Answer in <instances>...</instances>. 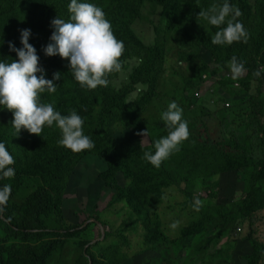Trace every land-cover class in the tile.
<instances>
[{
    "label": "rangeland",
    "instance_id": "obj_1",
    "mask_svg": "<svg viewBox=\"0 0 264 264\" xmlns=\"http://www.w3.org/2000/svg\"><path fill=\"white\" fill-rule=\"evenodd\" d=\"M7 1L0 0V8ZM235 3L250 16L251 29L257 22L258 0ZM196 5V0L174 1L177 21L181 16L183 20L179 28L185 27L178 33L163 30V48L150 82L138 86L122 108L108 111L97 122L86 111H77L84 120L83 133L96 127L98 138L63 186L49 187L46 177L55 174L51 167L56 156L64 154L55 123L43 127L40 135L24 129L17 134L12 112L0 108V141L13 156L15 169L13 177L0 178V187L11 186L0 203V264H251L259 252L255 243L263 245L259 264H264L263 170L254 188V220L211 221L246 199L254 190L255 166L264 163L254 109L257 99L264 109V38L254 50L247 41H210L209 51L190 34L191 26L212 38L225 25L208 24L196 14ZM128 6L135 14L121 11L125 23L122 28L112 26L124 45L121 68L107 74L106 87L91 89L98 100L119 92L140 70L143 54L131 44H155L158 8L137 1ZM67 13L64 0L27 1L0 19V43L21 24L32 28L38 17L50 25ZM8 42L0 44V60L11 62L16 54ZM233 56L246 69L236 79L228 66ZM63 60L58 55L52 62L40 58L39 65L47 76L52 65ZM170 101L183 109L189 136L157 168L143 154L153 152V142L167 135L160 114ZM99 114L97 108L96 117ZM144 130L145 137L140 135ZM195 199L201 201L198 210ZM173 221H178L174 229L169 226Z\"/></svg>",
    "mask_w": 264,
    "mask_h": 264
},
{
    "label": "clouds",
    "instance_id": "obj_2",
    "mask_svg": "<svg viewBox=\"0 0 264 264\" xmlns=\"http://www.w3.org/2000/svg\"><path fill=\"white\" fill-rule=\"evenodd\" d=\"M68 11L70 16L67 20L58 16L51 21L50 42L43 48V52L46 56L66 58L73 78L82 88L106 87L107 74L121 68L119 58L124 49L123 41L115 37L111 22L100 6L88 0H69ZM240 15L239 8L230 4L229 0H223L219 6L210 5L198 13L212 26L225 25L211 38V43L216 45L246 42L247 30L236 19ZM19 31L22 46L17 48L11 41L8 42L16 59L11 62L0 60V108L12 112L11 124L17 134L24 129L40 135L43 127H51L55 123L61 133L59 143L62 146L72 152L92 148L93 141L83 133L84 120L75 110L62 115L52 103L39 99L41 93L51 94L56 91L54 81L61 79V72H54L52 79H47L45 70L39 65L37 50L29 43L31 30L25 28ZM228 66L233 79L246 71L243 61L235 56L231 57ZM256 74L259 75V72ZM160 119L165 122L168 133L153 142V152L145 151L143 154L144 159L157 168L174 151H178L181 142L189 136L183 109L175 101L167 104ZM146 132L144 130L140 135L145 137ZM13 164V156L4 142L0 141V178L14 176ZM10 190L8 184L0 187V203L7 199ZM200 203L199 199H195L194 207L197 210ZM177 225L178 221H173L169 226L174 229Z\"/></svg>",
    "mask_w": 264,
    "mask_h": 264
},
{
    "label": "trees",
    "instance_id": "obj_3",
    "mask_svg": "<svg viewBox=\"0 0 264 264\" xmlns=\"http://www.w3.org/2000/svg\"><path fill=\"white\" fill-rule=\"evenodd\" d=\"M27 1L31 0H8L4 4V6L0 8V19L14 14ZM92 1L93 0H90L89 2L100 6L105 12L106 16L109 13L108 17L110 18V22L113 28H122L121 26L125 23V20L121 15V11L133 15L135 14L134 9L131 8L132 6H128L129 8H125L127 7L129 1H137L140 4L144 3L148 6L153 5L158 8L157 11L159 12L158 26L154 28L156 38L153 47H144L139 43L131 44L132 46L139 48L140 52H142L143 54L140 70L132 79L131 83L124 86L119 92H110L107 95L102 96L101 99L98 100L96 98V95L91 92V89L82 88L80 84L73 78L66 58H64L61 64L54 63L52 65L46 78L52 79V74L59 71L61 72V79L54 81V83L56 84V91L54 93L49 94L47 92H44L42 102L52 103L54 108L60 111L62 115L68 114L70 110H75L76 112L79 110H84L88 113L89 117L92 120L97 122L98 119H103L104 115L108 111H112L114 108H122V106H124L125 100L135 92L138 86H145L150 82L153 73L154 62L161 56L164 42L163 30H167L168 32L172 33H178L185 26L179 28L182 25L183 20L181 16L180 21H177V19H179L178 13L177 11H175L174 7H172V4L175 0H108V2L107 0ZM64 2L67 5L69 3V0H64ZM196 2L197 5L195 9L197 12H195L198 15L200 10H206L210 5L213 4L219 6L223 3V0H196ZM229 3L234 4L239 8L241 12V15L236 19L239 20L247 30L248 37L246 41L251 44V49L254 50V47L258 48L263 42L262 40L264 38V0H258L257 22L251 29H248L247 27L250 16L246 15L244 7L241 5H236L235 0H229ZM108 4L109 7L107 6ZM120 7L121 9H119ZM61 16L62 17L60 18L67 20L70 16V13L68 11L67 15ZM31 24L32 28H30L28 24H21L19 28H17L15 32L10 34L6 39H4L3 42L11 41L15 45V47L19 48L22 46L20 45L19 30L25 28L30 29L32 34L29 38V42L36 48L37 55L39 56V58L43 59L46 62H52L53 56H46L43 52V48L50 42L49 38L52 33L51 24L47 25V23L42 18L38 17L37 19H34ZM189 32L191 35L195 36L199 44L203 45L209 51H212L211 48L206 47V43L210 42L211 38H207L204 33H201V31L196 28L195 25L191 26ZM127 40L128 42H133L132 37H128ZM251 52L253 54V51ZM213 55L216 56V54ZM119 59L121 62L122 55ZM117 71L118 70L112 72ZM255 71L256 68L253 69L251 75V80L253 81L257 80ZM187 84L189 87H193V83L191 81H187ZM97 108H99L100 110V114L98 117H96ZM254 109L255 114L257 115L256 126L263 136L262 143L264 144V125L260 121V118L263 117L262 115L264 114V109L260 108V102L258 101V99L255 102ZM87 135L91 138L94 145L98 138L97 128H89ZM91 149L92 148L80 152H72L70 149L64 147V154L62 158H59V156L57 155L55 164L51 167L55 171V174H52L50 176L46 175V177H49V187L59 188L63 186L66 175L75 168L77 162L88 155ZM259 164L263 166L261 170H259ZM262 170L264 171V163H258V165L255 166L252 176L253 189L258 183V179L260 178ZM254 192L255 189L251 192H248L246 199H244L242 202L232 207L231 209L224 210V212L218 215L216 219H211V221L214 222L213 225H215L216 223L233 224L238 220H254L257 214L256 209L254 208ZM201 223L202 222H200V224ZM255 246L259 248V252L251 259V264H259L262 260L263 245L261 243H255Z\"/></svg>",
    "mask_w": 264,
    "mask_h": 264
},
{
    "label": "built area",
    "instance_id": "obj_4",
    "mask_svg": "<svg viewBox=\"0 0 264 264\" xmlns=\"http://www.w3.org/2000/svg\"><path fill=\"white\" fill-rule=\"evenodd\" d=\"M196 96H199V94H196Z\"/></svg>",
    "mask_w": 264,
    "mask_h": 264
}]
</instances>
